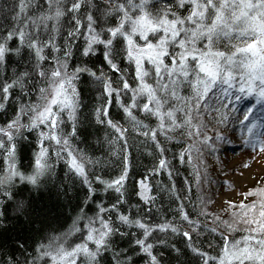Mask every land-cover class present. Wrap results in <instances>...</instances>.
Returning <instances> with one entry per match:
<instances>
[{"label": "snow or ice", "instance_id": "1", "mask_svg": "<svg viewBox=\"0 0 264 264\" xmlns=\"http://www.w3.org/2000/svg\"><path fill=\"white\" fill-rule=\"evenodd\" d=\"M5 19L10 22L0 24V112L13 102L16 110L0 126V156L5 164L0 169V220L7 218V202L11 201L16 220L24 217L28 225L44 228L43 221L52 216L53 209L37 206L34 200L15 199V189L17 184L38 189L54 174L50 149L57 160L66 157L69 171L87 190L82 205H76L79 212L70 229L39 244L24 264H103L106 255L111 256L110 264H134L127 249L117 248V237H131L133 250L146 264H163L155 250L157 245H168L164 236L183 237L201 264H264V189L246 194V198L257 197L250 204H231L229 219L215 216L212 223L216 227L190 218L183 200H191V188L184 189L181 196L175 183L161 188L152 185L149 176L133 186L144 207L132 206L135 213L121 210L128 203L130 132L134 138L142 137V143L151 142L154 152L148 155H154L156 163L150 176L167 170L169 179L173 173L164 143H179L176 136H186L191 143L179 153V160L192 165L198 187L210 182L207 171H201L205 152H217L216 144L226 140L211 124L224 128L231 124L243 144L264 152V0H175L174 4L170 0H12ZM81 38L83 44L77 46L75 42ZM98 53L102 63L119 76L114 79L97 66L94 58ZM13 58L22 70L13 66L9 76ZM121 61L134 65L135 86ZM84 77L88 80L83 81ZM81 82L102 89L97 98L101 103L92 115L96 124L112 130L104 143L109 157L121 162L115 178L95 175L94 169L104 161L73 144L84 107ZM251 96L262 105L259 118L253 115L255 105L243 113L235 107ZM113 102L129 128L110 118L108 106ZM65 114L69 132L61 127ZM145 120H154L155 126ZM34 131L39 150L31 171L21 170L18 145L27 139L26 132ZM90 176L104 193L117 194L110 206L96 204L92 215L86 208L96 197L97 187ZM154 188L168 193L173 202L179 201L173 220L150 222L157 202ZM19 195L23 196V190ZM198 200L204 204L202 197ZM198 215L209 216L203 207ZM184 223L197 235L202 229L216 233L218 227L236 233L241 224L246 234L229 239L220 233L223 246L212 255L196 246L192 232L182 230ZM76 236L80 240L74 243ZM172 247L181 253L175 244Z\"/></svg>", "mask_w": 264, "mask_h": 264}, {"label": "trees", "instance_id": "2", "mask_svg": "<svg viewBox=\"0 0 264 264\" xmlns=\"http://www.w3.org/2000/svg\"><path fill=\"white\" fill-rule=\"evenodd\" d=\"M171 3H175V0H170ZM12 0H0V24L9 23L10 20L5 19V12L10 7ZM184 15H187L186 10H181ZM10 15V14H9ZM114 23V21H112ZM63 41L61 40V43ZM77 46L83 44V39H79L75 42ZM97 61L98 67H103L104 71L109 75L113 76L115 79L119 76V73H112L106 64L102 63V57L99 53L97 57L94 58ZM76 61H74L75 63ZM166 62L171 63L170 60ZM17 67L18 70H22L21 65L17 64L15 58L10 61L8 75H11V67ZM121 68L127 69L128 78L132 81V77L135 75L134 65H130L127 61H121ZM83 81H87L88 78H82ZM133 86L135 82L132 81ZM79 87L82 91V101L84 107L81 108L80 120L77 125L78 136L73 140L75 147L80 150L85 151L88 155L92 156L94 159L100 158L104 161L101 166L94 169L95 175H101L105 180L115 178L120 174L121 162L120 160L109 157L108 155V145L104 143V137L111 133L112 130L106 124H96L95 117L92 115L95 107H98L101 103L97 98L102 95V89H98L95 85L90 82H81ZM15 95V94H14ZM32 100L35 101V93H33ZM253 108V115L258 117L262 114V105L256 104L255 96L246 97L240 102L235 104V107L243 113L247 108ZM110 118L114 121H118L123 127L129 128L130 125L126 122V119L122 113V110L113 102L108 106ZM16 110V104L10 103L5 112H0V126H3L10 118H12L14 111ZM139 116L143 118V114L140 113ZM27 118H25L26 120ZM65 124L61 127L66 131H71V125L67 122V116L64 115ZM146 123L155 126L154 120H145ZM215 127L219 131L223 132L226 136L224 142H218L216 147L217 152L209 153L205 152L204 155V167L208 160L214 161L217 157L219 151L229 150L233 146L234 138L232 135H236L240 144L244 147L252 148L248 145L242 143L240 135L238 132L234 131L231 124L227 128L221 125L211 124L210 127ZM47 131V129H44ZM209 134V132H208ZM213 133L209 134L212 135ZM27 139L22 140L18 145V161L21 166V170L31 171L30 165L34 161V154L39 150V145L37 143L38 136L34 131L32 133H25ZM163 141V137L160 138ZM142 137H135L130 132L129 133V145L131 151V163L132 168L130 172V177L127 184V199L128 203L121 207L122 211H128L131 209L135 213L134 205H139L141 208L144 207L143 202L140 201L139 197L134 193V185L137 182L149 176V182L152 185H159L161 188H166L171 184L175 183L177 187L181 190V196L184 195V189L191 188V200L184 199L185 210L190 214V218L193 220H199L202 225H207V227H216L212 223L215 216H219L223 220L229 219L231 211L233 209L230 207L231 204L226 205L221 210H209L206 205V200L204 196L207 195L203 193L202 187H198L195 182V177L193 173L192 165L188 164L186 161L181 163L179 160V153L187 147L191 141L183 135L176 136V140L170 143H164V147L167 149L165 153V158L170 161L172 168V178L169 179L167 170H161L160 174L155 176H150V169L156 163V157L154 155H148L149 152H154L151 146V142L142 143ZM49 142L45 141V146H48ZM51 161L55 165L54 174L48 178L46 183H44L40 188H33L31 185H20L17 184L15 192L17 193L15 199H30L34 200L37 206L48 205L53 209L52 216L43 221V229H40V225L36 226L28 225L24 217H20L19 220L15 219V213L11 207L12 202L8 201L7 205V218L0 220V264H15V261H20V264H24L25 257L31 259L34 255V250L39 244L47 243L48 238L53 235H59L68 229L72 225V221L79 212L76 207L78 203L84 200L86 188L82 184L79 177L73 175L65 159L57 160L54 152L50 149ZM216 156V157H215ZM5 167L3 157L0 156V169ZM202 167V165H201ZM208 169V168H207ZM206 169V171H208ZM202 170V168H201ZM203 172V171H202ZM94 186L97 187L96 197L88 204L86 211L89 215H92L96 211V204L103 203L106 206H110L112 203L116 202L117 194L114 191H109L104 193L102 191V186L96 185L93 176ZM23 190V196L19 195V192ZM153 195L157 196L156 206L153 209L150 222L156 223L162 221L164 218L168 220H173L176 218L175 209L179 201L173 202L169 198L168 193L164 191H157L154 188ZM198 197L204 199V204L201 205ZM237 204V203H236ZM239 205V204H237ZM203 207V209L209 214L207 219L204 216H199L198 213ZM156 209H159L157 212ZM182 230L192 232L191 226L184 223L181 225ZM245 226L240 225L241 231L236 233H228L223 227H218L216 233H209L206 229H202L200 234L197 235L192 232L196 246L200 247L203 251H207L212 255H217L220 248L223 246V239L220 233L229 236V239H240L242 235L246 234L242 230ZM136 231V230H133ZM164 239L168 240V245H157L156 253L162 258L163 264H201L199 258L194 256V254L186 247L183 237L180 236H164ZM131 237H125L123 239L117 237L116 244L118 249H127L128 255H131L134 260V264H146V259L142 255H138L134 250V245L130 244ZM80 237L76 236L72 238L74 243L79 242ZM23 247H20V245ZM175 244L182 251L178 254L174 251L172 245ZM211 245V246H210ZM111 256L106 255L103 264H110Z\"/></svg>", "mask_w": 264, "mask_h": 264}, {"label": "rangeland", "instance_id": "3", "mask_svg": "<svg viewBox=\"0 0 264 264\" xmlns=\"http://www.w3.org/2000/svg\"><path fill=\"white\" fill-rule=\"evenodd\" d=\"M215 129V127H210ZM213 133L209 131V134ZM213 135V134H212ZM229 150L219 151L214 161L208 160L205 167L210 182L202 184V191L207 196L206 207L209 210H221L228 204H250L257 199L247 196L250 191L264 189V152L257 148L242 146L236 135ZM247 165V167H245ZM236 204V205H237Z\"/></svg>", "mask_w": 264, "mask_h": 264}]
</instances>
